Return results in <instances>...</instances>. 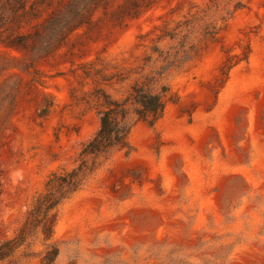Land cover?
<instances>
[{
	"label": "rangeland",
	"instance_id": "374dc122",
	"mask_svg": "<svg viewBox=\"0 0 264 264\" xmlns=\"http://www.w3.org/2000/svg\"><path fill=\"white\" fill-rule=\"evenodd\" d=\"M33 1L22 0L26 9ZM133 3L143 0H110L48 57L0 43V242L15 236L49 173L72 167L98 129L95 112L78 102L91 88L82 65L127 70L143 52L140 35L194 14L187 47L229 17L220 41L166 74L175 102L154 124L136 123L132 151L102 161L58 207L53 264H264V0H154L117 18ZM237 3L244 7L233 12ZM6 12L0 40L32 32L47 14ZM245 52L223 77L226 56ZM28 250L0 264H41V242Z\"/></svg>",
	"mask_w": 264,
	"mask_h": 264
},
{
	"label": "trees",
	"instance_id": "16d2710c",
	"mask_svg": "<svg viewBox=\"0 0 264 264\" xmlns=\"http://www.w3.org/2000/svg\"><path fill=\"white\" fill-rule=\"evenodd\" d=\"M153 1L143 0V4L133 3L131 7L120 8L117 18L136 17L140 8H147ZM109 3L110 0H34L28 9L22 0L18 1L16 8L7 3V8H0V28L8 20L6 9L13 13L20 9V19L28 15L30 19H38L41 10L47 11V14L32 26V32L12 30L0 43L23 56L35 49L40 57H48L64 44L72 31L88 24L94 12L98 9L105 11ZM243 7L237 3L233 12ZM228 18L222 17L221 22L205 25L201 28L198 43L189 47L187 40L196 26V15L177 21L173 26L164 22L162 26L138 37L136 46L143 48V52L138 56L136 65L127 70L109 72L107 64L97 65L91 61L82 65V76H79L89 81L91 88L83 93L78 102L95 112L98 129L81 145L72 167L49 173L15 236L0 242V262L12 257L20 247L24 246L25 251H29L30 246L39 240L44 247L40 263H54L58 248L52 238L58 207L82 188L102 161L116 152L128 154L132 151L130 134L135 124H154L162 117L167 103L176 100L172 98L169 86L162 84L166 74L199 55L203 47L219 42L218 34L226 26ZM242 55L241 58L226 56L221 67L223 77L240 61L246 60L248 52ZM130 78L132 80L127 89L116 96L118 91L115 86ZM44 109H41V116L46 115Z\"/></svg>",
	"mask_w": 264,
	"mask_h": 264
}]
</instances>
